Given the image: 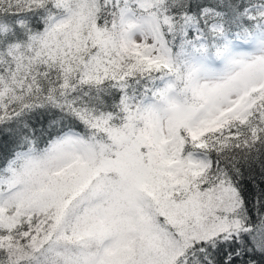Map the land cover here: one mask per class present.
Listing matches in <instances>:
<instances>
[{
	"label": "snow or ice",
	"instance_id": "obj_1",
	"mask_svg": "<svg viewBox=\"0 0 264 264\" xmlns=\"http://www.w3.org/2000/svg\"><path fill=\"white\" fill-rule=\"evenodd\" d=\"M0 264H264V0H0Z\"/></svg>",
	"mask_w": 264,
	"mask_h": 264
}]
</instances>
